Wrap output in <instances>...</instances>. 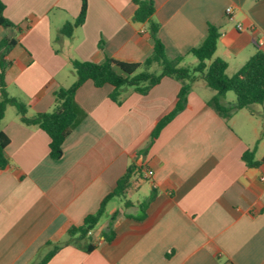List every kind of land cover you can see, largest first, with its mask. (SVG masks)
<instances>
[{
    "label": "crops",
    "instance_id": "0c3cea01",
    "mask_svg": "<svg viewBox=\"0 0 264 264\" xmlns=\"http://www.w3.org/2000/svg\"><path fill=\"white\" fill-rule=\"evenodd\" d=\"M153 1L170 59L183 56L184 63L215 25L221 36L214 58L224 59L232 76L264 37V0ZM2 2L5 17L22 29L0 27V40L18 41L7 56V91L27 105L28 116L51 112L54 92L76 80L71 60L141 63L153 52L147 26L133 21V0H88L85 22L71 37L61 29L78 17L81 0ZM181 86L163 77L147 94L124 89L118 104L109 97L113 86L86 81L75 94L83 116L58 160L49 156L47 133L8 106L1 122L10 163L0 172V264H39L54 244L68 241L72 226L96 213L132 166L124 198L111 199L90 234L72 237L46 264H264V165L251 168L242 159L255 146L256 158L264 157V103L223 118L208 104L216 92L199 79L185 109L139 155ZM226 95L222 103H232Z\"/></svg>",
    "mask_w": 264,
    "mask_h": 264
},
{
    "label": "trees",
    "instance_id": "16d2710c",
    "mask_svg": "<svg viewBox=\"0 0 264 264\" xmlns=\"http://www.w3.org/2000/svg\"><path fill=\"white\" fill-rule=\"evenodd\" d=\"M133 1L136 5L133 21L147 26V31L154 44L152 54L141 63L124 62L110 56H106L101 63L78 59L71 60V67L76 80L69 87H61L54 92V106L51 112L28 116L27 105L18 98L9 95L5 81V73L10 64L7 56L18 41L10 36L0 40V172L5 170L10 163L6 154L10 140L1 128L6 108L13 106L22 123L27 126H36L45 131L50 138L49 156L53 160H58L63 155V144L67 136L83 116V111L76 103L75 94L88 80L92 81L98 88L107 84L113 86V91L109 97L118 104L121 103V92L126 88H132L138 93L147 94L163 77H170L181 83L182 86L175 107L157 122L151 132L149 143L139 151V155H146L162 129L185 109L192 85L199 79H202L209 88L216 92L208 104L223 118H228L236 110L264 103V52L258 49L237 73L229 76L227 74L228 63L222 58H214L217 43L221 36L220 29L215 25H209L204 40L190 51L197 59V65L195 67L186 66L183 64V56L174 59L167 56L165 45L159 37L160 26L153 19L155 13L154 1ZM4 11L5 4L0 0V27L14 30L17 34L20 33L21 27L8 20L4 15ZM87 12L88 0H81L78 17L73 22L65 23L61 29V34L65 37H71L74 30L84 24ZM231 91L236 95L235 102L223 104L222 98ZM242 159L251 168L264 165V157L262 159L256 158V146L246 150ZM135 171V166L130 167L119 179L117 187L103 199L96 213L87 216L81 226H72L68 230V241L63 245H53L49 242L47 245L53 246L39 264L48 263L62 246L69 243L72 237L86 238L100 221L107 203L114 197L124 198ZM117 215L118 212L113 215V218ZM114 237L115 233L112 231L107 241H112Z\"/></svg>",
    "mask_w": 264,
    "mask_h": 264
},
{
    "label": "rangeland",
    "instance_id": "374dc122",
    "mask_svg": "<svg viewBox=\"0 0 264 264\" xmlns=\"http://www.w3.org/2000/svg\"><path fill=\"white\" fill-rule=\"evenodd\" d=\"M183 64L186 65V66H189V67H195V66L197 65V59H196L193 55H190V56L188 57V59H187ZM210 90H211V89H210ZM212 92H214V91L212 90ZM226 98H227L228 101H233L232 103H234L235 100H236V95H235V93H234L233 91H231V92H228V93H227ZM9 108H11L12 112H15V111H16V109H15L13 106H9ZM138 198H139V196H138ZM117 200H119V199H117ZM114 202H118V203H116V204H118V205L120 204L119 201H114ZM110 210H111V207H109L108 211H110ZM107 216H108V215H105V216L102 218L101 223H102L104 220L107 219ZM101 223H100V224H101Z\"/></svg>",
    "mask_w": 264,
    "mask_h": 264
},
{
    "label": "built area",
    "instance_id": "2783aa9c",
    "mask_svg": "<svg viewBox=\"0 0 264 264\" xmlns=\"http://www.w3.org/2000/svg\"><path fill=\"white\" fill-rule=\"evenodd\" d=\"M226 14H227V16L229 17V19H233V15H234V8L232 7V6H228L227 8H226ZM237 28L239 29V30H242L243 29V26L241 25V24H238V26H237ZM257 47H258V49L259 50H261L262 52H264V37H261V38H259L258 40H257ZM153 175V172L152 171H150V170H147L146 172H145V176L146 177H151ZM89 234H90V232H89Z\"/></svg>",
    "mask_w": 264,
    "mask_h": 264
}]
</instances>
